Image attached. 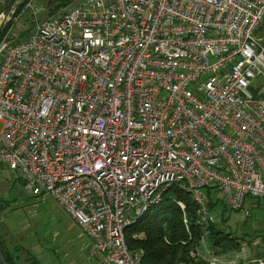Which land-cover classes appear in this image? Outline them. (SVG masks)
<instances>
[{
  "label": "built area",
  "instance_id": "2783aa9c",
  "mask_svg": "<svg viewBox=\"0 0 264 264\" xmlns=\"http://www.w3.org/2000/svg\"><path fill=\"white\" fill-rule=\"evenodd\" d=\"M24 11L31 35L0 41V166L64 210L98 264H142L125 231L174 186L201 226L217 221L210 186L230 210L264 199V0H81L51 17L30 0ZM205 240L191 260L248 264Z\"/></svg>",
  "mask_w": 264,
  "mask_h": 264
},
{
  "label": "trees",
  "instance_id": "16d2710c",
  "mask_svg": "<svg viewBox=\"0 0 264 264\" xmlns=\"http://www.w3.org/2000/svg\"><path fill=\"white\" fill-rule=\"evenodd\" d=\"M11 0H6V4L0 7V16ZM30 0H19L15 12L8 21L0 35V41L15 19L21 18L27 2ZM75 0H48L47 16H53L58 12L69 8ZM27 28L19 34L20 42L27 39L34 31L35 22L31 15L26 21ZM262 27V26H261ZM261 29V28H260ZM21 179V178H20ZM22 183L25 182L21 179ZM208 202L209 211L218 217V213H225L230 209L226 206L222 196L216 186H210L204 190ZM33 196V195H32ZM36 197V196H34ZM40 198V197H39ZM178 202L185 206L182 209ZM13 200L8 201L0 198V248L9 264H20V251L18 246L10 245L6 238L2 223V216L14 210ZM199 206L194 201L190 193L178 187L170 188L163 196L162 201L157 205H152L125 231V238L128 248L131 251L141 253L142 264H179L180 262H190V264H207L206 261L195 258L190 259V252L196 250L203 237L210 242L211 249L221 248L222 253H229L240 250L241 244L238 238L232 237L220 228V223L208 226L198 224ZM222 221L227 219L224 217ZM2 227V228H1ZM207 233V234H206ZM216 253H220L216 251ZM264 258V253L258 255ZM32 264H39L34 261Z\"/></svg>",
  "mask_w": 264,
  "mask_h": 264
},
{
  "label": "rangeland",
  "instance_id": "374dc122",
  "mask_svg": "<svg viewBox=\"0 0 264 264\" xmlns=\"http://www.w3.org/2000/svg\"><path fill=\"white\" fill-rule=\"evenodd\" d=\"M47 1L36 0L38 4L45 6ZM80 1L75 0L71 6L77 5ZM30 17L31 14L26 12L22 13V17L17 21L13 20L14 24L7 30V32L11 31L13 40L19 39V34L26 30V21ZM45 18L46 16L43 15L39 19ZM258 37L264 39V23ZM1 127L0 125V130ZM0 198L13 200L14 203L19 202L16 205L22 207L19 208L20 214L25 215L29 225L34 223L38 232L37 240L46 249L45 255L40 256L47 258L51 255L58 261L57 264H98L96 259L89 255L87 237L66 212L50 197L32 196L24 187L20 175L5 166H0ZM217 216L216 223L219 221L220 228L232 237L238 238L242 247L238 251L229 252L231 254L227 258L254 264L253 262L260 258L258 255L264 253V199L248 198L243 210H229L218 213ZM224 217L227 219L225 222L222 221ZM205 243L210 246L207 238ZM212 250L220 252V255L223 254L221 248ZM45 260L42 259L41 262L46 264Z\"/></svg>",
  "mask_w": 264,
  "mask_h": 264
},
{
  "label": "crops",
  "instance_id": "0c3cea01",
  "mask_svg": "<svg viewBox=\"0 0 264 264\" xmlns=\"http://www.w3.org/2000/svg\"><path fill=\"white\" fill-rule=\"evenodd\" d=\"M18 203L19 202L14 203V207L16 208L12 211L5 213V215L2 216L1 221L4 226L6 238L9 240L10 245L18 246L22 249L19 254L20 264H32L34 261H38L39 264H43L41 262L42 259H46V264H57L58 261L51 255H49V257L47 258L45 256H40L45 255L46 249L43 248L41 246L40 241L37 240L38 232L34 223L32 222L29 225V222L26 220L25 215L20 214L19 208L22 207L20 205L17 206L16 204ZM209 247L211 248V246Z\"/></svg>",
  "mask_w": 264,
  "mask_h": 264
},
{
  "label": "water",
  "instance_id": "95a60500",
  "mask_svg": "<svg viewBox=\"0 0 264 264\" xmlns=\"http://www.w3.org/2000/svg\"><path fill=\"white\" fill-rule=\"evenodd\" d=\"M19 0H11L6 8L4 9L3 13L0 16V35L8 22L9 18L11 17L13 11L15 10ZM0 264H9L0 248Z\"/></svg>",
  "mask_w": 264,
  "mask_h": 264
}]
</instances>
